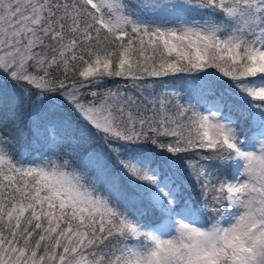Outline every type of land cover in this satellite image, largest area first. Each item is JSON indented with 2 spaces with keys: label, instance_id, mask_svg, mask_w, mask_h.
Returning <instances> with one entry per match:
<instances>
[{
  "label": "trees",
  "instance_id": "16d2710c",
  "mask_svg": "<svg viewBox=\"0 0 264 264\" xmlns=\"http://www.w3.org/2000/svg\"><path fill=\"white\" fill-rule=\"evenodd\" d=\"M87 1L0 0V44L13 48L8 73L0 72V131L12 145L11 160L24 166L47 155L42 146L49 141L47 128H54L75 152L73 165L89 187L115 202V215L93 218L82 228L67 212L14 187L19 180H0V264H126L132 226L155 230L163 217L151 199L155 181L133 179L128 156L144 170L170 175L178 204L190 201L211 224L227 207L225 187L234 176L236 152L221 140L207 146L197 128L210 99L218 98L232 118L235 146L260 143L247 137L257 124L255 114L264 116V96L248 93L255 76L251 36L264 25V11L253 13L251 0H126L134 15L153 13L165 24L180 16L196 20L209 10L222 33L245 37L237 60L215 54L204 61L168 53L158 40L101 29ZM95 46L108 73L84 77L78 65ZM122 61L134 69L118 76ZM32 76L40 81L34 84ZM166 84L178 86L192 116L174 112ZM86 105L111 119L115 130L92 124L82 112ZM136 237L147 245L145 233Z\"/></svg>",
  "mask_w": 264,
  "mask_h": 264
},
{
  "label": "rangeland",
  "instance_id": "374dc122",
  "mask_svg": "<svg viewBox=\"0 0 264 264\" xmlns=\"http://www.w3.org/2000/svg\"><path fill=\"white\" fill-rule=\"evenodd\" d=\"M221 1L224 0L218 3ZM89 4L100 16L101 29L115 32L120 37L133 33L136 38L158 40L168 53L191 54L200 61L215 54L237 60L245 40L243 35L230 31L222 33V23L209 10L201 11L205 13L196 20L180 16L177 22L165 24L161 16L155 17L153 13L145 14L139 10L138 15H134L126 0H89ZM250 8L253 13L264 11V0H251ZM251 40L255 47L250 51V70L255 79L248 93L261 99L264 96V25L253 33ZM8 46L0 44V65L3 64L0 72L8 73L7 67L12 60L10 51L13 49ZM86 55L88 60H82L78 65L84 77L108 73L100 47L87 49ZM126 69H134V65L122 61L117 75L124 74ZM34 78L31 77L34 84L40 81ZM163 92L173 101L176 106L174 112L179 117L185 113L192 116L177 86L167 84ZM82 112L102 130H115L112 120L101 117L97 107L86 105ZM259 116L255 114L258 120L264 119ZM197 128L201 130L207 146L212 147L219 140L231 146L233 120L223 114L222 102L218 98L210 99L203 107ZM47 133L52 141L47 155L39 156L32 165L21 166L11 160L12 145L0 131L1 182L12 185L14 179L19 180L14 187L26 190L27 194L30 192L32 198L40 199L46 206L52 205L67 212L68 217L82 228H88L93 218L106 221L113 217L115 202L109 198L108 201L89 187L83 171L73 165L75 152L57 137L54 128H48ZM235 150V175L227 185L228 209L211 224L206 223L190 202L177 203L178 188L169 175L162 176L157 168L144 170L135 158L126 157L133 179L140 177L141 180L155 181L151 199L171 218L168 227L154 231L144 232L138 226L133 227L135 235L146 233L147 245L138 244L133 248L127 264H264V135L260 144L236 146Z\"/></svg>",
  "mask_w": 264,
  "mask_h": 264
}]
</instances>
